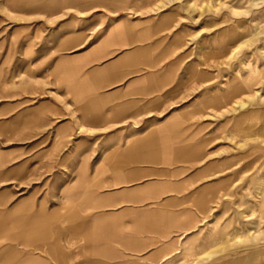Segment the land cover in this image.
Wrapping results in <instances>:
<instances>
[{"label":"rangeland","instance_id":"374dc122","mask_svg":"<svg viewBox=\"0 0 264 264\" xmlns=\"http://www.w3.org/2000/svg\"><path fill=\"white\" fill-rule=\"evenodd\" d=\"M73 87L113 90L116 123L88 125ZM145 138L160 155L120 157ZM263 191L264 0H0V207L58 231L20 258L264 264Z\"/></svg>","mask_w":264,"mask_h":264},{"label":"crops","instance_id":"0c3cea01","mask_svg":"<svg viewBox=\"0 0 264 264\" xmlns=\"http://www.w3.org/2000/svg\"><path fill=\"white\" fill-rule=\"evenodd\" d=\"M91 71H98L96 68L89 70ZM71 91V92H70ZM71 97L76 100L79 104H81V108L88 111V110H96L97 113L90 117L89 121H87L88 125H106V124H115L116 122L110 121L109 117H105L106 111L116 110V107L120 106V102L116 101L115 99L113 102H107V98L112 94L113 90L109 89L102 93L100 92H90L86 91V89H81L79 87H73L70 89ZM140 95V94H139ZM106 100V101H105ZM141 103H148L151 99L147 97H139L138 99L135 98V101H140ZM53 108V107H52ZM51 109V107H50ZM34 110H36V105H34ZM102 111V113H101ZM113 119L119 118V116L112 117ZM34 125H38L41 129V126L45 127L43 131L44 134L50 133V127H47V123L44 121L42 122L40 117L33 118ZM50 124V123H49ZM176 124V125H175ZM67 125V122L61 123L60 126ZM173 125L177 126L176 122L171 124L170 130H175ZM47 127V128H46ZM56 132V129L54 130ZM157 134V133H156ZM161 138V135L164 136L163 133L157 134ZM163 138V137H162ZM161 138V140H162ZM147 138L143 140H134L129 142L128 151L124 154H120V157L123 158H131L133 155L134 157L140 156L143 153L149 152L147 155L149 157H156L160 155L157 151H153L152 149L146 148L149 144ZM148 143V144H147ZM137 144L136 148L133 146ZM139 145V146H138ZM144 147V148H143ZM87 198L93 197L96 201L104 202L109 199L110 196L107 194H94L90 191L86 194ZM86 198V199H87ZM2 199L0 198V205L2 203ZM103 214L95 213L92 215V220L97 221L99 217ZM51 213H48L40 208L35 209L30 205L26 204L23 200H18L14 202L9 207H0V237H9V238H17L22 239L18 240L17 242H10L7 244L0 245V264H41L42 260H40L37 256L31 254H27L25 257L20 258V254L18 249L16 248L17 243L26 242V238L28 241L30 238H34V236H45L46 234L58 233L56 228L49 225L47 223L48 219L51 217ZM67 232V237L70 238H85L87 243V239L90 236V231L87 229H80V230H69ZM121 237V235H120ZM37 243V242H34ZM52 254H54L58 259L63 260V254L60 252V246L55 243L54 247L51 248ZM92 264H106L105 262H94Z\"/></svg>","mask_w":264,"mask_h":264},{"label":"bare ground","instance_id":"6f19581e","mask_svg":"<svg viewBox=\"0 0 264 264\" xmlns=\"http://www.w3.org/2000/svg\"><path fill=\"white\" fill-rule=\"evenodd\" d=\"M133 146H135V144L133 145ZM136 146H137V144H136ZM136 146H135V148H136ZM139 146V145H138ZM264 192V191H263ZM254 232V231H253ZM236 235V234H235ZM251 237H252V239L254 240V239H256V234H255V232L254 233H252V235H251ZM247 255V254H246ZM256 256V255H255ZM212 256L211 255H208L207 256V259H210ZM251 257V256H250ZM245 256H238L237 257V259H234V260H232L231 262H230V264H240V263H242L244 260H245ZM256 260V259H255ZM254 261V260H253Z\"/></svg>","mask_w":264,"mask_h":264}]
</instances>
